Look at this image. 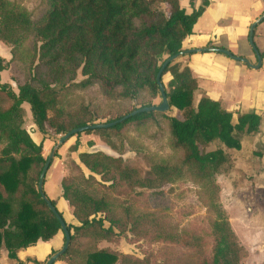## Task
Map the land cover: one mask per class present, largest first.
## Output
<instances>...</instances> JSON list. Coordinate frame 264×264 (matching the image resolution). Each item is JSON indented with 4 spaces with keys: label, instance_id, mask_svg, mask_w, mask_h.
<instances>
[{
    "label": "trees",
    "instance_id": "1",
    "mask_svg": "<svg viewBox=\"0 0 264 264\" xmlns=\"http://www.w3.org/2000/svg\"><path fill=\"white\" fill-rule=\"evenodd\" d=\"M208 6L209 1L202 0V6L188 14L181 0H48L47 11L34 22L24 6L0 0V42L12 47L11 62L24 65L27 76L18 94L2 84L1 74L7 67L0 56V146L4 145L0 150V256L5 251L11 261L23 264L20 252L40 241L49 242L62 232L38 189L47 159L43 145H37L23 128V105L30 106L34 123L45 136L48 131L65 136L74 129L97 125L85 108L74 109L69 101L72 89L87 90L98 84L111 97L136 102V108L110 123L156 106L154 101L161 99L157 75L162 65L184 52V42L193 35ZM184 57L170 64L162 76L170 111L176 109L181 115L168 117L175 157L161 160L152 156L150 171L143 177L122 159L80 153L79 163L72 164L80 172L86 170L89 178L62 179V196L79 225L67 224L71 244L59 261L153 264L151 257L139 259L100 248L103 242L118 245L131 233L140 239L184 246L192 251L186 257L187 264H241L245 250L220 203L216 179L232 166L228 151H241L243 137L259 133L262 119L254 111L228 112L207 97L196 103L198 82L189 64L182 61ZM80 72L85 79L76 82ZM166 76L170 78L167 85ZM160 114L165 115L141 114L113 128L85 134H96L107 141L105 136L111 132L133 122L137 126L152 122ZM215 143L220 146L210 150ZM78 145L77 141L75 152ZM98 177L104 184H111L102 185L106 191L93 187V183L100 184ZM185 181L199 187L198 194L207 208L210 251L206 237L198 231H180L167 214L142 212L126 202L131 192L140 197L147 190ZM113 192L122 200L113 197ZM50 201L59 212L56 202Z\"/></svg>",
    "mask_w": 264,
    "mask_h": 264
},
{
    "label": "rangeland",
    "instance_id": "2",
    "mask_svg": "<svg viewBox=\"0 0 264 264\" xmlns=\"http://www.w3.org/2000/svg\"><path fill=\"white\" fill-rule=\"evenodd\" d=\"M25 8L32 14L34 22L40 20L48 9V0H12ZM167 11L168 6L161 5ZM3 51L0 56L5 60L7 67L4 80L1 76V83L9 85L15 93H19V87L26 83L25 66L11 62V46L1 44ZM5 72V71H4ZM85 78L81 72L78 74L76 82H81ZM170 78L166 76L164 83L167 85ZM4 81V82H3ZM69 101L73 107L82 106L91 114L96 124H108L115 118L126 114L136 108V102L124 101L111 97L104 93L100 85L96 84L87 90L72 89ZM161 99L154 101L156 106L160 105ZM25 111L23 128L30 134L37 145H43V155L47 159L53 149L57 146L62 135H54L48 131L45 136L39 132L34 123V119L28 105H23ZM165 115H157L155 120L143 125L133 122L121 130H116L106 135L107 141L96 134H81L71 138L56 153L51 168L63 173L64 177H77L84 175L89 178V173L84 170L80 172L73 166V162H78L80 153L91 154L93 149H98V153L115 159H122L124 165L137 169L143 177H147L150 171L152 156L157 159L169 160L175 157V152L171 149V127L168 117H181L178 111H169ZM35 125V127H33ZM36 134L39 135L37 142ZM257 137L246 136L242 139L244 151L236 153L232 151V166L228 172L217 176V183L220 187V203L227 212L232 228L244 248L245 253L241 264H264V161L259 158V152H264L258 145ZM261 143L264 145V136ZM78 151H74L77 144ZM220 145L213 144L210 150H215ZM260 146V147H259ZM4 145L0 146V150ZM93 153V154H98ZM50 168V169H51ZM63 177V178H64ZM93 183V187L98 191H106L102 185L108 187L109 184L101 182ZM55 190L61 193V185L54 181H49ZM92 187V188H93ZM199 187L194 183L185 181L169 184L157 190H147L142 196L130 193L126 202L142 212L150 213L160 211L170 217L171 223L179 227L180 231L196 230L206 237L208 243L207 250L210 251L209 214L198 194ZM113 197L122 200L117 192H113ZM67 220V215H64ZM70 222V221H69ZM68 224L79 225L75 218ZM100 248H111L124 254H128L139 259L151 257L153 264H187L186 257L192 251L184 246L178 247L164 242H157L150 239H140L129 233L118 245L105 242L100 244ZM176 256L180 259H176Z\"/></svg>",
    "mask_w": 264,
    "mask_h": 264
},
{
    "label": "crops",
    "instance_id": "3",
    "mask_svg": "<svg viewBox=\"0 0 264 264\" xmlns=\"http://www.w3.org/2000/svg\"><path fill=\"white\" fill-rule=\"evenodd\" d=\"M208 1V8L195 25L193 35L184 42L183 50L226 49L236 56L247 59L252 66L256 67L259 61L249 43V33L252 24L264 15V0ZM181 6L188 14H192L194 10H198L202 6V0H181ZM1 44L3 43L0 42V51H3ZM254 44L260 55L264 54V22L255 30ZM182 61L189 64L193 76L198 82L199 88L195 94L196 103L202 97H207L220 103L222 108L228 112L244 114L254 111L261 117L260 132L253 137L258 138L257 143L258 145L261 144L259 147L264 150V145L259 139V137L263 138L264 136V58L262 57V66L259 69L234 61L226 55L213 52L190 54L185 56ZM6 73L5 71L1 74L3 80ZM236 119L237 115H235ZM35 140L36 142L40 140L38 134H36ZM244 148L242 144L241 151L229 150L228 152L230 154H233L232 151L242 153ZM258 154L259 158L262 157L264 161V152ZM63 177L64 175L60 171L49 169L45 179L44 191L50 200L56 202L63 218L64 215H67L68 219H64L66 223L69 221L72 223L73 209L63 198V191L59 194L54 189L55 187L49 183V181L55 180L61 185ZM64 244L65 236L63 232H60L53 240L49 242L40 241L36 246L20 252L19 261L23 264H34L32 261L45 262L53 252H59ZM0 264H16V262L11 261L7 253L2 251ZM56 264L67 263L58 261Z\"/></svg>",
    "mask_w": 264,
    "mask_h": 264
},
{
    "label": "water",
    "instance_id": "4",
    "mask_svg": "<svg viewBox=\"0 0 264 264\" xmlns=\"http://www.w3.org/2000/svg\"><path fill=\"white\" fill-rule=\"evenodd\" d=\"M264 22V15L261 16L259 19H257V21H255L251 28H250V33H249V43L251 45V47L253 48V50L255 51L257 57H258V65L256 67L252 66L250 64V62L242 57L236 56L233 53H231L229 50L226 49H219V48H208V49H194V50H189V51H184L181 53V55H176V56H172L170 58H168L165 63L162 65L158 75H157V84L158 87L160 89V95H161V99L162 102L160 105L158 106H154V107H147V108H142L139 109L129 115H127L126 117L112 122V123H108V124H97V125H90V126H86V127H81L78 129H74L72 130L70 133L66 134L65 136H63L60 141L58 142L57 146L53 149L51 155L47 158V162L44 165V168L42 170L41 176H40V181H39V192L42 196V199L44 201H46L48 207L50 208L51 212L56 216V218L58 219V221L60 222L61 228H62V232L64 233L65 236V244L63 246V248L55 255H53L47 262L46 264H56L61 257L68 251L70 244H71V233L68 229V225L66 223V221L63 219V217H61L60 213L57 211V209L53 206L52 202L48 199L47 195L45 194L44 191V185H45V179L47 176V173L49 171V169L51 168L53 159L56 157V153L57 151L63 146L65 145V143H67L71 138L79 135V134H83L86 133L87 131H95V130H100V129H110L113 128L115 126L120 125L121 123L128 121L131 118H134L135 116L141 115V114H148V113H153V112H157V113H167L170 111V104L169 101L167 99L166 96V90L165 87L162 83V76L164 74V71L166 70V68L172 64L173 62H175L180 56H187L190 54H195V53H205V52H213V53H219V54H223L226 55L227 57H229L230 59L237 61V62H241L244 64L249 65L252 68H256L259 69L262 66V57L260 55V53L257 51L255 44H254V34H255V30L257 29V27L262 24ZM99 151L102 150H98V149H93L91 154L93 153H98ZM105 152L106 154H108L107 151H102Z\"/></svg>",
    "mask_w": 264,
    "mask_h": 264
}]
</instances>
